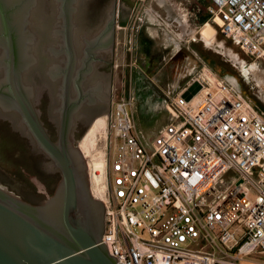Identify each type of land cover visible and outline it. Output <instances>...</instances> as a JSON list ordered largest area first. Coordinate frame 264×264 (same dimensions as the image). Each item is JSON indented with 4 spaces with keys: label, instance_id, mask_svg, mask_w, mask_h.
<instances>
[{
    "label": "built area",
    "instance_id": "2783aa9c",
    "mask_svg": "<svg viewBox=\"0 0 264 264\" xmlns=\"http://www.w3.org/2000/svg\"><path fill=\"white\" fill-rule=\"evenodd\" d=\"M204 9V26H219L262 89L195 79L198 101L183 97L188 86L169 97L170 120L152 138L137 125L132 92L115 101L102 168L89 167L88 179L119 264H264V0H207Z\"/></svg>",
    "mask_w": 264,
    "mask_h": 264
},
{
    "label": "water",
    "instance_id": "95a60500",
    "mask_svg": "<svg viewBox=\"0 0 264 264\" xmlns=\"http://www.w3.org/2000/svg\"><path fill=\"white\" fill-rule=\"evenodd\" d=\"M78 2L0 0V120L30 138L33 154H43L35 163L40 174L62 176L54 196L45 200L0 169V264H119L106 243L104 204L92 196L85 160L73 143L75 118L86 100L81 90L77 100L71 97L72 14ZM60 18L69 61L59 93L45 78L58 71L54 42ZM106 39L103 32L91 42L85 74ZM225 80L241 89L235 76ZM202 88L194 81L182 95L191 100ZM109 117H98L90 127L99 129Z\"/></svg>",
    "mask_w": 264,
    "mask_h": 264
},
{
    "label": "rangeland",
    "instance_id": "374dc122",
    "mask_svg": "<svg viewBox=\"0 0 264 264\" xmlns=\"http://www.w3.org/2000/svg\"><path fill=\"white\" fill-rule=\"evenodd\" d=\"M123 2L128 3L135 14L140 12L139 2L141 1L123 0ZM206 3L207 0H147L146 7L150 10H159L162 15L158 18L159 21L150 17L151 22H154L150 26L153 38L146 34L147 38L155 44L152 49L157 54L155 56L156 67L155 70H146L145 64L149 62L151 56L146 54L142 45L134 41L132 33L127 34L129 36L132 34L133 41L132 37L121 33L117 38L115 58L110 63V69L114 72L115 101L122 96H130L135 74L139 69L146 71L155 85L162 90L165 103L169 97L178 96L182 89L195 79L210 82L212 79L223 80L227 75L233 74L242 82V89L245 93L253 95V92L261 91L262 88L251 82L254 76L247 69L248 58L223 36L217 24L210 22L204 26V23L210 20L204 9ZM176 5L179 8H175ZM107 7L110 11L112 4L109 3ZM167 15L168 18L164 19ZM187 27L194 30L193 36H190ZM193 37H197L196 42L192 40ZM260 97L263 101L261 106L264 108V91ZM136 111L137 125L149 138L157 135L170 120L166 104L160 110L153 112L146 113L140 107H137ZM103 125L99 128L96 144L90 147L92 151L87 157L88 160L92 156L97 155L96 157L99 158L98 154H104L107 121ZM91 128L89 127L81 138H77L78 142L75 147L79 148V144ZM42 156L43 154L35 155L31 152L30 138L14 131L9 120H0V169L20 181L35 195L47 200L54 196L62 176L60 172L45 176L40 174L35 163ZM83 159L88 173L87 159L84 157ZM258 256L263 258L261 255ZM258 256L253 255L249 259L258 260Z\"/></svg>",
    "mask_w": 264,
    "mask_h": 264
},
{
    "label": "flooded vegetation",
    "instance_id": "af4514ba",
    "mask_svg": "<svg viewBox=\"0 0 264 264\" xmlns=\"http://www.w3.org/2000/svg\"><path fill=\"white\" fill-rule=\"evenodd\" d=\"M143 1L145 3H140V12L137 14L136 21H134L132 28H130L129 22L134 10L129 7L128 3H124L123 0H93L91 2L90 0H79L76 5L75 11L72 14L75 65L71 80V97L72 100H77L80 96L79 91L81 90L86 100L82 108L78 111L73 125L74 144H77V138H81L98 117H109L113 111L115 87L113 81L114 72L110 69V59L112 58L114 60L115 58L117 38L121 33L125 34L130 32L133 34L134 41L138 43V45H142L146 54L151 56L149 62L145 64L146 70H155V56L157 54L152 49L155 47V44L152 40L147 38L146 34L153 38L150 26L154 22H151L150 17H153L157 21L159 20L153 12L155 9L150 10L146 7L147 0H142L141 2ZM109 3L112 4L110 11H108L107 7ZM54 11L59 14L58 7ZM57 28L59 31V38L54 43H56L55 46H57L60 53V57L57 59L58 71L55 72L54 78L50 76L45 78L46 75L42 77L50 81L52 86H58L60 93L65 78L63 71L67 70L69 61L66 52V44L63 38L64 27L61 18ZM103 32L107 33V39L102 48L95 50L94 59L91 62L92 66L90 65L91 71L85 74L84 70H86L88 66V59L90 57L87 54V49L90 48L93 39L100 36ZM49 60L47 59V62ZM50 62L52 61L50 60ZM49 64L47 63V65ZM135 75V80L133 81L134 86L132 88L135 108L140 107L146 113L160 110L162 106L165 105V95L162 90L155 85L152 77L146 71L139 69ZM238 80L242 86L243 84L239 78ZM53 104H55L54 106H58L59 101L56 102L54 99ZM50 135L56 140L51 133ZM105 211L106 210L103 208L104 215Z\"/></svg>",
    "mask_w": 264,
    "mask_h": 264
},
{
    "label": "bare ground",
    "instance_id": "6f19581e",
    "mask_svg": "<svg viewBox=\"0 0 264 264\" xmlns=\"http://www.w3.org/2000/svg\"><path fill=\"white\" fill-rule=\"evenodd\" d=\"M184 22H186V18H184ZM188 25V24H187ZM258 81L264 79L263 75H258ZM200 94H198L197 96L194 97L193 101L196 102L198 101V99L200 98ZM104 126V125H103ZM98 131L99 129L97 128H91L89 133L87 134V136L85 137V139L79 144V150L82 154V156L87 159V157L89 155H91V151L90 147L96 144V139H97V135H98ZM94 147V146H93ZM96 147V146H95ZM93 153V152H92ZM97 156V155H96ZM96 156H92L91 159H87V163L88 166L91 169H95L97 171H100L103 165V154H98L99 158H97ZM99 201V200H98Z\"/></svg>",
    "mask_w": 264,
    "mask_h": 264
},
{
    "label": "crops",
    "instance_id": "0c3cea01",
    "mask_svg": "<svg viewBox=\"0 0 264 264\" xmlns=\"http://www.w3.org/2000/svg\"><path fill=\"white\" fill-rule=\"evenodd\" d=\"M161 1V0H160ZM188 1V0H187ZM139 3H145V2H139ZM137 6H139L138 4H137ZM136 7V6H135ZM137 8V7H136ZM175 8H179V7H177V5L175 6ZM159 11V10H158ZM137 14H138V12L135 14V11H134V13H133V15H132V17H131V19H130V22H129V24H130V28H132L133 27V24H134V20H136V18H137ZM167 18H168V16H167ZM213 32V31H212ZM125 35H127L128 37H132L131 38V40L133 41V36H132V34L129 36L127 33H125ZM212 41H213V39H212ZM214 42V41H213ZM186 87H184L183 89H182V91L185 89ZM181 91V92H182Z\"/></svg>",
    "mask_w": 264,
    "mask_h": 264
}]
</instances>
